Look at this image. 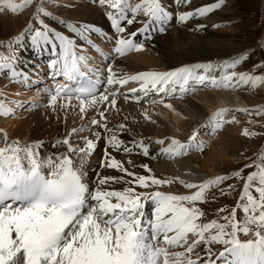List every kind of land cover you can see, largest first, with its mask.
<instances>
[{
	"label": "snow or ice",
	"instance_id": "snow-or-ice-1",
	"mask_svg": "<svg viewBox=\"0 0 264 264\" xmlns=\"http://www.w3.org/2000/svg\"><path fill=\"white\" fill-rule=\"evenodd\" d=\"M99 3L107 7L105 15L115 31L112 37L93 24L59 21L101 53L105 64L94 67L82 46L77 53L74 36L45 22L53 15L45 0H0V12L19 13L35 4L27 26L6 42L9 52H0V70L6 71L14 82L28 85L29 73L18 69V51L24 48L28 36L34 52L50 50L53 58L47 65L53 79L62 77L66 81L46 89L52 111H56L58 100L65 112L69 106L73 111L78 107L81 120L88 108L96 110L87 123L68 129L52 141L54 151L45 149V141L40 139H9L7 131L0 128V264H264V150L241 168L198 181L178 174L158 176L149 164L136 165L131 159L133 154L148 158L158 154L167 159L193 152L203 155L212 137L226 124L237 122L235 115L229 117L231 112L261 115L264 105L217 107L183 140L176 136H133L125 123L109 127L105 116L120 96L136 104L141 100L159 102L175 111L171 100L183 98L199 87L232 89L264 84V73L227 71L235 69L249 55L247 51L222 61L181 64L166 71L128 73L114 66L116 56L144 49V41L165 33L173 19L182 24L205 16L221 8L225 0H213L188 10L179 9L190 0H174L176 10H170L162 0ZM137 22L139 26L134 30L127 29ZM92 33L114 40L111 53L103 54L91 39ZM137 34L141 35L139 42L133 39ZM4 43L0 41V45ZM260 66L264 67V61ZM217 69L219 76L214 74ZM130 83L135 86L129 87ZM150 93L157 100H150ZM73 98L78 105L71 104ZM23 107L19 100L0 99V115L4 117L15 115L17 108ZM140 111L144 119L155 123L146 108ZM89 126L94 129L91 137L80 136L83 143H73L72 139ZM202 132L209 139L203 138ZM123 134L129 139L125 140ZM243 135L253 137L258 133L244 127ZM101 140L103 159L98 167L114 169L118 174L94 172L92 180L89 158ZM153 143L159 145L155 151L151 148ZM109 149L122 151L128 159H117ZM125 164L142 171L130 170ZM245 168L251 170L245 173ZM229 180L233 183L225 184ZM238 183L241 187L235 204L217 208L209 218L200 207L209 192L217 190L212 200L229 196ZM173 184L182 185L187 191L161 190ZM237 210L241 213L239 218ZM214 246H218L215 251Z\"/></svg>",
	"mask_w": 264,
	"mask_h": 264
},
{
	"label": "bare ground",
	"instance_id": "bare-ground-1",
	"mask_svg": "<svg viewBox=\"0 0 264 264\" xmlns=\"http://www.w3.org/2000/svg\"><path fill=\"white\" fill-rule=\"evenodd\" d=\"M65 1L66 0H60L59 2L65 3ZM81 1V3H79L80 1L75 3L73 7H58V14L65 17L67 20L78 23L93 24L102 29L103 33H105L107 37L114 36V29L112 28L110 21L105 15V10L107 9V7L105 8V10H102L96 5H93L94 2L97 4L99 0ZM165 1L168 2L169 0ZM70 2H72V0ZM212 2L213 0H190L189 4L183 5L179 10H188L189 8L199 7ZM262 2L264 5V0H262ZM173 5L175 6L174 2ZM33 11L34 8H30L29 12L24 15L22 19L16 17L14 21L9 17H4L3 15L0 16V41L5 42L4 44L0 45V52L3 51L5 54L9 52V48L6 42L11 37L20 33L27 26L32 18L31 14ZM230 14L231 13L229 11L228 4L224 3L221 8L205 15L207 16L206 19H202L201 17H193L182 24L177 23L172 28L173 36L171 35V31L168 28L163 34H155L150 41H144V49L134 50L135 52L132 53L130 57L116 56L114 66L115 68L128 73L136 71H147L150 69L166 71L170 68L178 67L181 64L207 61L215 62L229 59L232 56L236 55V52L240 48L235 44L234 35L228 29L231 23L229 22ZM59 21L60 19H58L57 17L55 18L54 16L45 19V22L48 23L50 27L55 28L57 31L63 32L65 35L74 36L77 44V53L79 54L82 46L85 54L91 58L89 62L94 67H100L101 65L105 64L103 56L96 48H94L92 45L91 47L88 42L80 39L78 36H76V34L72 33L69 28H67L66 24H61ZM197 25H203V27L197 29ZM212 25L219 26L213 27ZM138 26L139 23L137 22L134 25L127 26V29L131 31ZM11 27L15 30V33L12 36H9V34H6V30ZM106 29H110L111 31L107 32ZM90 35L91 39L95 41V43L99 46V49L103 51L104 55L111 53L114 41L112 42V40L107 39L106 36L98 34L96 35L95 33H92ZM133 39L139 42L141 39V35L137 34V36L133 37ZM261 41H264V33L261 37ZM24 45V48L18 51V69L29 73L30 79L28 81V85L13 87L14 85H12L10 82L11 79L9 81L3 79L8 75L7 72L0 70V94H2L0 95V99L5 100L6 102L19 100L24 104L25 108L29 107V103L37 100L38 96L42 95L41 92L43 88L47 89L52 86L54 87L55 83H62L65 80L62 77H59L58 79L57 77H55V79H53V77L50 75V69L47 65V61L53 58L50 55V50L46 49L42 54L34 52L31 47L30 38L28 36H25ZM148 48H151V50H148ZM130 58H133V60H131ZM110 61L111 60L107 62ZM33 64L40 66L41 70H37L36 67L32 66ZM230 70L231 69H227V71ZM254 71H264V67H256ZM214 74L219 76L220 70H215ZM29 86H33L34 88L30 89L28 88ZM134 86V84H129V87ZM262 87L264 88V86ZM238 89H243V87H239ZM102 90L103 89H101V91ZM222 91L224 90L214 89L212 91L214 100L212 105H208L206 104L207 102H205V98L208 97L207 93H194L188 96V106L194 109V111L196 110L197 112H199V115H202L195 120L193 125L196 126L197 124L203 122V120L209 114V107H211L210 109H214L213 107H223L226 105L227 94H223ZM240 94L242 98V104L253 102H258L259 104L264 101V94L262 95V97H259L256 101H254V99H252L253 92L251 90L240 92ZM149 96H151V98H154L152 93H150ZM120 98L118 97L115 107L109 106L113 113V117L107 116L109 127L125 123L131 129L133 136H151L153 138H158L153 135L154 132H159L161 137L176 136L182 140L190 135L189 123L183 122L181 119V115L183 114L182 110L184 109L179 108L177 104L172 103L175 108V111H172L163 105L151 106L144 103V105L142 106L141 103L136 104L131 100L125 101ZM59 103L60 100H58L57 102L55 112L52 111V106H48L46 110L37 117H35V115L33 114L28 115L24 119L18 117L19 115L26 114L24 108L23 110H20L22 108H17V115L15 114L9 117L0 115V128H3L7 131L9 139L19 138L22 142L40 139L45 141V149H47L48 151H54L55 149L52 147V141L66 134L68 129L87 123L92 116L96 115V110L94 108H88L84 115V119L81 120L78 107L75 111H73L71 106H69L67 111L65 112L59 107ZM204 103L206 106H201V104ZM71 104L78 105V101L73 98ZM203 106L204 109H207V111L201 110ZM141 108L147 109L148 114L151 115L152 120H154L155 123H152L148 120H143V122L141 121ZM150 111H152L153 114H150ZM125 117H127V120L125 119ZM164 123L166 124V130H163ZM93 130V126H89L83 132L78 133L76 137L72 139V142L82 144L83 141H81L79 137H91ZM236 131V134H230L226 130H221L220 132H218L215 137L211 138L210 146L206 149L203 155L193 152L186 157L167 159L159 156L158 154L155 158L144 157L141 154H133L131 156V159L136 165L142 163L149 164V166L153 169V172L158 176L178 174L186 177L187 179L198 181L208 176L216 175L221 171H225L226 167H233V158L238 153V147L241 145V137L238 134V130ZM259 136L256 135L253 137H249V142L253 146L252 152L255 154H258L261 148L257 147L259 145ZM123 138L125 140L129 139L127 134H123ZM203 138L208 139L209 137L204 133ZM103 148V141H98L97 147L94 150V154L89 158L88 170L90 178L92 180L95 179V177L92 175V173L94 172H100L102 175L118 174L114 169H105L98 167L99 162L103 159ZM151 148L153 151H155L159 148V145L153 143ZM109 151L112 155H115L117 159H128V157L122 151H115L112 149H109ZM44 154L45 153L42 151L41 155ZM95 160H98V162L95 163ZM125 166L129 167L130 170L142 171L138 168L132 169L131 166L127 164H125ZM186 170L191 171L189 172ZM193 172H196V174L192 175L191 173ZM231 181L232 180L226 181L225 184L232 183ZM240 187L241 185L238 183L237 188L232 195L220 196V199L232 197L235 200ZM161 190L177 192L187 191L183 188L182 185L178 184L164 186ZM215 191L216 189L210 191L208 195L212 196V193L214 194ZM216 248H218V246H214V251L216 250Z\"/></svg>",
	"mask_w": 264,
	"mask_h": 264
},
{
	"label": "rangeland",
	"instance_id": "rangeland-1",
	"mask_svg": "<svg viewBox=\"0 0 264 264\" xmlns=\"http://www.w3.org/2000/svg\"><path fill=\"white\" fill-rule=\"evenodd\" d=\"M60 1V0H59ZM58 0H47L45 1V6L49 8L50 11H52L53 15L55 18L57 17L58 19H64L67 21V19L61 15L58 14V7L60 6H68V7H73V5H75V3L79 2L81 3V0H72V2H69L66 0L65 3L64 2H59ZM74 2V4H73ZM162 2L170 9V10H176L174 9V5L173 2L174 0H169L168 2L165 0H162ZM95 3V2H94ZM98 8L105 10L106 6L101 5L99 2L96 4ZM225 4H228L229 7V11H230V18H229V31L234 35L235 38V44L240 47L239 50L237 51L238 53H241L243 51H247L249 53V55L239 64L236 65L235 69H231L230 71H248V72H252L253 74H261L264 73V71L261 72H257L254 71V69L256 67H260V62L264 61V41H261V37L264 33V5L262 0H225ZM30 8H34L35 9V4L26 7L25 9H23L22 11H20L19 13H12L10 11H4V12H0V16L3 15L4 17H9L11 20L14 21V19L17 18H21L24 17V15H26L29 12ZM107 11V9L105 10ZM8 15V16H7ZM202 19H206L207 16H202ZM177 24V22L175 21V19H173V21L170 22L168 29L171 31V35L173 36V27ZM39 26V25H37ZM107 32L111 31L110 29H106ZM15 33V30L11 28L6 30V34H9V36H12ZM96 34V33H95ZM115 34V31L114 33ZM97 35V34H96ZM93 38V37H92ZM94 39V38H93ZM114 40H112L113 42ZM91 46V45H90ZM92 47V46H91ZM148 50H151V48H148ZM3 52V51H2ZM135 51H131L126 53L124 56L126 57H130V55L132 53H134ZM236 52V54H238ZM4 53V52H3ZM131 60H133V58H130ZM104 60V59H103ZM112 62V61H110ZM33 67H36L37 70H41L40 66H37L35 64L32 65ZM38 67V68H37ZM3 79H5L6 81L10 80V77L7 75L6 77H4ZM11 84L15 86H26L24 84H20V83H16L14 81H12L11 79ZM39 85V84H38ZM264 86V84H258L257 86L253 87L251 85H241V87H243V89H226L222 88L224 91H222L223 94H227L226 95V105L225 106H229L233 109H238V108H253L256 105H264V101H262L261 103L258 104V102L256 103H246V104H242V98H241V94L240 92H246L247 90H251L253 92V97L252 99H254V101L257 100V98L262 97V95L264 94V88L262 87ZM28 88L32 89L34 88L33 86H29ZM50 88H53L50 87ZM48 89V88H47ZM214 90V88H204V87H199L197 88L196 91L188 93L185 97L183 98H174L171 100V103H175L178 105L179 108H182L184 110L183 114L181 115V119L183 122H187L190 125V132L191 130L196 126L193 125L195 120L198 119L200 116V113L197 112L196 110L194 111V109H192L191 107L188 106V96L194 94V93H207L208 97L205 98V102H207L206 104H211L213 103V95H212V91ZM217 89V90H222ZM42 95L38 96L37 100H34L33 102L29 103V104H34V107H23L26 111L25 115H19L18 117H21L22 119L26 118L28 115H35V117H37L38 115H41L43 111L46 110V108L49 106L48 105V99H49V93L46 91V89L43 88ZM154 98L151 96H149L150 100H156V96L153 94ZM121 97V98H120ZM119 98L124 100L122 96H120ZM239 102V103H238ZM142 104V106L144 105V103H146L144 100H141L140 102ZM200 103V102H199ZM149 104L151 106L154 105H163L159 102L155 103V104H151V103H146ZM205 105L201 104V106ZM164 106V105H163ZM201 108V110L203 111H207V109ZM218 106L213 107L214 109H210L211 107L208 108V113L212 112L213 110H215ZM20 109V110H23ZM210 110V111H209ZM107 113V114H106ZM105 113V116H112V111L109 108L108 112ZM150 114H153L152 111L149 112ZM199 113V114H198ZM17 115V114H16ZM231 115H235L236 117V121L234 123H228L224 126V128L222 130H226L227 132H229L230 134H236L238 130V134L241 137V145L238 147L239 151L238 153L234 156L233 158V167H226L225 171H221L222 173H230L232 170L237 169V168H241L243 167V165L245 164H249L252 160L257 159V155L252 152L253 146L250 144L249 142V137L243 135V128L244 127H248L251 130H254L258 133L257 136H259V140H258V146L257 147H261L259 152L261 150L264 149V114L261 115H256L254 112L250 115L248 113L245 112H239V111H233L229 114V117ZM113 117V116H112ZM143 120L145 121L146 119L143 118L141 121L143 122ZM166 124L164 123V127L163 130L165 129ZM243 127V128H241ZM241 128V129H240ZM160 131V130H159ZM203 132L201 133V136L203 137ZM155 137L160 138V134L159 132H154L153 134ZM263 135V137H262ZM164 137V136H162ZM248 138V139H247ZM209 139V138H208ZM258 152V153H259ZM98 162V160H95V163ZM100 163V162H99ZM249 170L248 168H245L244 171L245 173H247ZM221 172H219L218 174H220ZM192 175H195L196 172L191 173ZM233 183V181H231ZM214 190V189H213ZM217 191V190H216ZM215 191V193H216ZM214 193V194H215ZM213 195V193H212ZM211 195H208V199L205 202H201L200 203V207H202L205 212L207 213L208 217L211 218L212 216L215 215V210L223 205H234L235 204V200L232 197H228L226 199H220V196H217V199L212 200L211 199ZM241 215L240 210H237V216L239 218V216Z\"/></svg>",
	"mask_w": 264,
	"mask_h": 264
}]
</instances>
